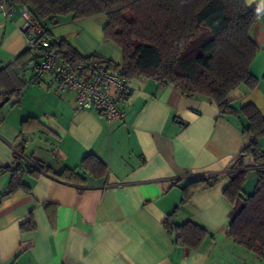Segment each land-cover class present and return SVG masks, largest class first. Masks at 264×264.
I'll use <instances>...</instances> for the list:
<instances>
[{
	"label": "crops",
	"instance_id": "0c3cea01",
	"mask_svg": "<svg viewBox=\"0 0 264 264\" xmlns=\"http://www.w3.org/2000/svg\"><path fill=\"white\" fill-rule=\"evenodd\" d=\"M243 2L264 9V0ZM6 9L9 15L0 10V102L7 98L0 107V168L17 157L35 173L24 174V188L14 193L11 175L0 176V264H264L226 235L232 206L223 191L248 145L243 119L145 79L129 81V98L117 105L119 121L77 110L76 95L60 93L59 81L40 75L26 49L21 26L27 9ZM106 23L103 15L65 16L41 26L81 57L118 65L120 51L103 39ZM250 38L258 51L249 71L258 82L227 100L235 110L251 104L264 118V14ZM260 144L264 150V139ZM87 155L105 165L102 177L85 174L83 183H67L52 175L79 168ZM242 162L247 178L255 175L252 158ZM209 177H217L215 185L181 203L182 187ZM174 211L177 224L195 222L213 238L197 250L175 245L162 226ZM30 221L34 230L22 231Z\"/></svg>",
	"mask_w": 264,
	"mask_h": 264
},
{
	"label": "trees",
	"instance_id": "16d2710c",
	"mask_svg": "<svg viewBox=\"0 0 264 264\" xmlns=\"http://www.w3.org/2000/svg\"><path fill=\"white\" fill-rule=\"evenodd\" d=\"M3 4L25 7L40 26L44 21L55 26L65 16L80 20L103 15L107 20L103 39L118 48L120 64L96 56L83 58L65 40H53L62 63L69 67L87 61L103 63L129 81L145 79L172 85L184 98L207 99L221 115L243 119L241 130L248 145L236 159V172L230 174L223 191L232 206L226 235L264 261V150L260 144L264 118L251 104L235 110L227 100L230 92L240 87L251 90L258 82L249 71L258 51L250 31L264 14L261 6L247 7L243 0H3ZM42 29L44 37L52 39L50 32ZM244 157L253 160L256 180L251 194L243 190L247 178ZM105 172L97 157L87 155L79 168H65L52 175L63 182L83 183L85 174L99 178ZM26 173L35 171L17 157L12 166L0 168V176L11 175L10 193L24 188L22 177ZM216 182L217 177H209L187 183L181 189V203ZM175 216L174 211L162 222L175 245L197 250L204 239L213 238L195 222L177 224ZM21 229L32 231L34 224L30 221Z\"/></svg>",
	"mask_w": 264,
	"mask_h": 264
},
{
	"label": "built area",
	"instance_id": "2783aa9c",
	"mask_svg": "<svg viewBox=\"0 0 264 264\" xmlns=\"http://www.w3.org/2000/svg\"><path fill=\"white\" fill-rule=\"evenodd\" d=\"M0 10L9 15V10L0 4ZM26 40V49L38 61L40 75L59 81V92L76 95V109L95 111L108 122L122 119L119 103H125L130 95L129 80L106 65L96 61L78 63L69 67L61 62L54 41L44 37L43 29L32 17L27 16L21 26Z\"/></svg>",
	"mask_w": 264,
	"mask_h": 264
},
{
	"label": "rangeland",
	"instance_id": "374dc122",
	"mask_svg": "<svg viewBox=\"0 0 264 264\" xmlns=\"http://www.w3.org/2000/svg\"><path fill=\"white\" fill-rule=\"evenodd\" d=\"M60 28H61V27H58V30L63 31V27H62V29H60ZM58 30L56 31V33L58 32ZM56 35H57V34H56ZM244 184H245L244 187H243L244 192H245L246 194H248V193L251 194V193L253 192L254 185H255V175L249 173L248 178H247V180H246V182H245ZM247 192H248V193H247Z\"/></svg>",
	"mask_w": 264,
	"mask_h": 264
},
{
	"label": "water",
	"instance_id": "95a60500",
	"mask_svg": "<svg viewBox=\"0 0 264 264\" xmlns=\"http://www.w3.org/2000/svg\"><path fill=\"white\" fill-rule=\"evenodd\" d=\"M32 67V66H31ZM7 101V98L4 99L2 102H0V107H2V105Z\"/></svg>",
	"mask_w": 264,
	"mask_h": 264
}]
</instances>
